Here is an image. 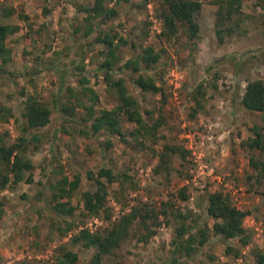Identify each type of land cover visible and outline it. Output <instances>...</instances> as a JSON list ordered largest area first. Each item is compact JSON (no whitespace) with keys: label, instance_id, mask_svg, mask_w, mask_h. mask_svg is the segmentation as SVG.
Here are the masks:
<instances>
[{"label":"rangeland","instance_id":"374dc122","mask_svg":"<svg viewBox=\"0 0 264 264\" xmlns=\"http://www.w3.org/2000/svg\"><path fill=\"white\" fill-rule=\"evenodd\" d=\"M193 1L202 3L195 41L183 26L174 38L162 36L166 0H103L117 15L93 20L89 36L80 8L92 7L96 0H0V22L18 29L7 39L10 61L0 59V137L8 145L24 134L40 138L30 147H38L30 153L33 181L0 186V264H55L63 250L77 253V264H90L94 250L72 246V237L84 229L104 234L133 209L149 215L134 222L129 237L104 264H260L264 177L252 168L251 159L263 160L264 155L243 143L254 137V127L264 130V116L245 109L242 97L249 81L264 82V0H241L239 13L224 23L234 29L226 32L224 42L217 36V0ZM106 33H117L116 44L121 38L127 41L118 48L121 61L112 75L125 80L148 125L160 124L155 138L133 134L136 125L127 117L122 118L123 136L104 131L93 135L92 122L84 120V107L92 104L90 91L99 98L97 115L118 105L114 91L100 82L105 80L101 65L107 50L96 39ZM150 46L161 53L160 65L141 73L157 79L163 89L158 94L143 92L133 82L136 75L125 68ZM201 85L204 107L193 116ZM29 98L47 105L52 116L47 127L25 132ZM66 106L75 107L72 117L64 114ZM166 144L186 151L185 157H172L170 172L159 169ZM103 168L123 179L110 185L101 178L108 187L105 208L88 216L83 195L96 191ZM77 177L72 197L59 200L69 201L74 213H57L58 186ZM183 190L187 201L181 198ZM214 192L229 195L247 213L246 245L213 232L208 206ZM168 202L195 227L191 235L198 249L192 257L174 253L181 221L163 214ZM200 230L208 234L203 246L198 244Z\"/></svg>","mask_w":264,"mask_h":264},{"label":"trees","instance_id":"16d2710c","mask_svg":"<svg viewBox=\"0 0 264 264\" xmlns=\"http://www.w3.org/2000/svg\"><path fill=\"white\" fill-rule=\"evenodd\" d=\"M219 4L218 21H217V36L220 42H224L226 32L232 34L234 29L224 27L226 19H231L232 16L239 13L242 6L241 0H217ZM166 9L162 14L164 21L163 37L174 38L180 30V27H185L189 38L195 41L199 38L200 26L197 22V16L202 9V3L193 0H166ZM80 12L86 14L85 21L88 23L86 36H89L94 31L92 24L93 20L103 17L105 20L114 18L117 15L115 9L107 7L103 0H96L92 7L82 6ZM11 11L8 12V15ZM7 15V13H6ZM18 29L10 25L0 22V59L4 64L10 61V50L7 46V39L10 35L16 33ZM118 38L117 33H106L104 36H99L96 40L98 43L105 45L107 50L106 59L101 65V69L105 71V80L101 83H107L112 91L117 95L118 105L110 110H103L100 114H96L95 105L98 103L99 98L96 93L92 92L90 106H85L87 111L85 122H92L91 130L93 135L102 131L109 132L113 135L123 136L122 118L127 117L129 122L136 125L133 134L140 137L155 138L160 124L148 125L140 111L137 100L129 95V90L125 84L124 79L115 80L112 72L115 66L121 61L117 55L118 48L122 44H127V41L121 38L116 44ZM162 55L155 51L153 47H146L137 56L135 60L126 63L125 68H129L136 75L133 82L145 93L158 94L163 89L158 85L156 78L151 75H143L141 71H153L160 65ZM87 93H85L86 95ZM203 95L202 85L198 87L197 94L194 99L196 108L193 111L195 116L200 112L204 104L201 102L200 96ZM242 105L248 111L260 113L264 116V82L261 80L249 81L246 86L245 93L242 97ZM65 115L73 116L75 107H64ZM9 110L4 109L3 116H7ZM26 120L25 132L35 129H42L51 123L52 111L51 109L35 98H29L26 101L25 111L23 114ZM261 127H254V137L248 138L243 146L249 151H256L264 155V132ZM39 136L35 135L29 139L26 134L21 136L14 144L8 145L3 137H0V186L5 189L9 184L16 186L22 182L31 183L33 181L34 163L30 157V153L37 149L34 147L30 149L33 143H38ZM176 154L186 156V151L180 147L166 144L160 153L159 169L162 171L170 172L172 157ZM252 168L264 177V159H256L254 156L251 159ZM125 176V175H124ZM126 177V176H125ZM106 178L107 182L112 185L122 182L123 177L116 174L113 170L103 168L99 173V178L96 180V191H88L83 195L84 208L88 216H98L105 208L108 187L101 180ZM79 177L75 181L69 183L68 179H64L60 186H58L59 194L54 195L56 202L54 210L59 214L71 215L74 213V207L69 206V201L64 203L60 202L61 199H70L73 193L78 189ZM68 186V187H67ZM181 198L183 201L188 200L187 193L181 191ZM143 210L133 209V211L122 217L120 221L114 223L112 228L104 234L95 233L89 229L81 230L78 234L74 235L71 239L72 246H81L84 249L94 250L90 264H104L107 256L113 255L119 249L122 243L129 237L131 228L134 222L140 218H146L149 213L143 215ZM163 214L165 216H173L176 220L181 221V225L176 230L174 239L175 254H181L187 257H192L198 247L195 246L196 239L191 235L192 230L195 228L187 223L188 217L183 214L172 203H164ZM208 215L214 220L213 232L220 236L225 241H230L240 238L246 245L248 237L245 235L244 220L247 213L236 207L229 195L223 192H214L210 194ZM150 218V217H149ZM158 219V217L156 218ZM199 246H203L208 240V234L205 230H200ZM79 255L71 250H63L59 255L55 264H77ZM258 261L264 264V256L258 254ZM111 264H121L115 262Z\"/></svg>","mask_w":264,"mask_h":264},{"label":"crops","instance_id":"0c3cea01","mask_svg":"<svg viewBox=\"0 0 264 264\" xmlns=\"http://www.w3.org/2000/svg\"><path fill=\"white\" fill-rule=\"evenodd\" d=\"M4 24V23H3ZM7 25V24H6Z\"/></svg>","mask_w":264,"mask_h":264}]
</instances>
